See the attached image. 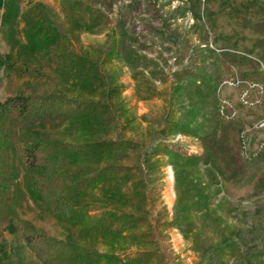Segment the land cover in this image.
I'll return each mask as SVG.
<instances>
[{"label":"rangeland","instance_id":"1","mask_svg":"<svg viewBox=\"0 0 264 264\" xmlns=\"http://www.w3.org/2000/svg\"><path fill=\"white\" fill-rule=\"evenodd\" d=\"M0 264H264V0H3Z\"/></svg>","mask_w":264,"mask_h":264},{"label":"trees","instance_id":"2","mask_svg":"<svg viewBox=\"0 0 264 264\" xmlns=\"http://www.w3.org/2000/svg\"><path fill=\"white\" fill-rule=\"evenodd\" d=\"M2 3H3V0H0V6L2 5ZM178 123H179V120H175V125H178ZM160 131H161V134L164 132V130H160ZM107 144L108 145H105V149H104V152L106 153L105 154L106 155L105 158L106 159L114 158L115 157L114 150H113V148H111L114 144L111 141H109V140L107 141ZM134 144L135 143L132 142L131 140H129V141L121 140V141L117 142V145H119V147L122 149V152L119 153V156H117V157H118V161H121L120 169L122 170L121 172H123V173H125V171H132L133 168H134L131 165H127L128 164L127 163L128 158L131 157L132 152L135 151V148L137 147ZM97 149H99V148H96L95 150H97ZM147 151H149V147H147ZM138 152L140 153V151H138ZM179 160H180V155L177 157V160H175V162H174L175 166L177 165ZM186 164L187 165L189 164L188 163V158H186V160L184 161L185 167H187ZM116 166L107 165L105 170L107 172H110V171L111 172L112 171L115 172L116 170L119 171L118 165H116ZM138 180L139 181H137V182H141L142 179L139 178ZM122 181H124V176L122 178ZM113 189H115V190H117V189L119 190L120 189L121 191L117 192L116 194H115V192H113L114 196H112L113 195V193H112ZM106 193H107L106 194L107 196L110 195L109 196L110 202L111 201L112 202H117L118 203V210L124 214L123 219L119 218L120 220H122L124 222V223L121 222L122 223V228L123 229H128L130 227H133L135 224H134V221L132 220L131 212L126 213V206L125 205L128 202H126L127 201V197L124 194V185L119 186V184H116L115 187L108 186ZM112 206L115 207V205H112ZM113 216H116V214H113V212L109 214V218L110 219H112Z\"/></svg>","mask_w":264,"mask_h":264}]
</instances>
